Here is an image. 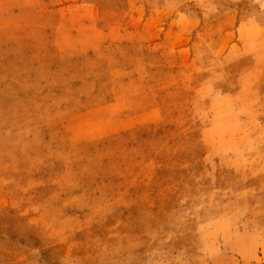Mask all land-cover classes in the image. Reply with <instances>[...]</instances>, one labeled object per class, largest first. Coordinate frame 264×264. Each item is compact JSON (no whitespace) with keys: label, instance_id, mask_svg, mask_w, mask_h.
Segmentation results:
<instances>
[{"label":"rangeland","instance_id":"obj_1","mask_svg":"<svg viewBox=\"0 0 264 264\" xmlns=\"http://www.w3.org/2000/svg\"><path fill=\"white\" fill-rule=\"evenodd\" d=\"M258 9L0 0V264H264Z\"/></svg>","mask_w":264,"mask_h":264},{"label":"crops","instance_id":"obj_2","mask_svg":"<svg viewBox=\"0 0 264 264\" xmlns=\"http://www.w3.org/2000/svg\"><path fill=\"white\" fill-rule=\"evenodd\" d=\"M250 7H251V6H250ZM252 9H254V7H251V8L249 9V11H247V10H246V11H247V12H250V11H252ZM261 10H263V8H261ZM261 10L258 9V13H257V14H253V13H251V15H248V16H245V13H244L245 11L242 10V11L240 12V13H241V16H240V17H241L242 19L246 18V21H247V20L250 21L252 18H253V19H256V18H258V16H261V14L264 12V11L262 12Z\"/></svg>","mask_w":264,"mask_h":264}]
</instances>
